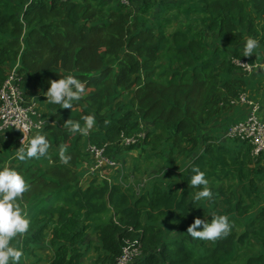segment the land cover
I'll use <instances>...</instances> for the list:
<instances>
[{
    "label": "trees",
    "instance_id": "trees-1",
    "mask_svg": "<svg viewBox=\"0 0 264 264\" xmlns=\"http://www.w3.org/2000/svg\"><path fill=\"white\" fill-rule=\"evenodd\" d=\"M140 1L131 10L108 0H0V85L17 60L27 99L38 90L47 92L49 81L69 75L85 84L72 109L49 103L51 116L38 130L49 141L47 156L11 167L30 185L23 196L31 205L25 248L52 224L50 236L58 246L50 264H81L91 227L103 245L99 260L108 264H115L128 246L140 250L130 264H264V208L250 216L264 153L253 157L250 145L227 135L235 122L224 135L201 133L203 125L222 116L245 92V83L225 78L236 64L226 55L215 61L201 33L180 24L168 33L172 21L153 10L159 1ZM174 5L177 18L202 5V21L228 46L241 44L246 34L264 41V0ZM155 17L158 21L150 23ZM233 57L245 58L239 53ZM90 114L96 125L88 140L104 147L109 158L115 160L121 148L147 145L156 150L164 145L171 165L175 155L190 158L181 177L166 189L155 185L142 193L119 176L112 182L94 174L82 185L77 166L90 152L83 151L85 136L72 134L64 123L71 118L83 125L81 117ZM16 132L2 143L0 170L21 146ZM124 137L137 141L125 145ZM62 144L71 156L67 165L59 161ZM193 166L206 174L211 200H194L203 186H189ZM48 196L56 203L42 204ZM206 206L211 207L210 217L231 216L227 238L194 243L187 232L170 236L201 219Z\"/></svg>",
    "mask_w": 264,
    "mask_h": 264
},
{
    "label": "crops",
    "instance_id": "crops-1",
    "mask_svg": "<svg viewBox=\"0 0 264 264\" xmlns=\"http://www.w3.org/2000/svg\"><path fill=\"white\" fill-rule=\"evenodd\" d=\"M112 4L118 5L116 0H108ZM159 4L155 6L154 11L157 12L159 15H166V17L170 18L173 25L180 24L185 30L192 29L195 32L201 33L205 38V43L209 46V50L211 49L210 56L215 61H220L223 59L224 55L228 59L231 58V60L234 62L236 59L235 56L236 53L241 54L243 56L244 46L246 43V40L249 38V36L246 34L244 36V39L241 44L231 47L228 46L222 38H220L218 35L214 34L208 29L207 23L203 22L201 19V15L199 14V11L203 8L202 5L197 6V11L194 10V12H187L184 13L182 11L180 14L183 15L184 19L180 21V19L177 18L179 16L178 14L175 15L173 12L174 9H176L175 3L177 4L178 1L175 0H158ZM193 0H190L191 3ZM141 1L138 0L136 3L133 2L130 5L128 9H135V5L137 6ZM188 3H182L184 7H187L189 5ZM157 17L150 20V23L157 22ZM250 62L256 63L258 65L264 64V41L259 42V47L256 49V52L252 57H245ZM225 78H238L244 81L245 83V93L251 98L255 99L256 101H259L262 110L264 112V70H258L255 68L253 71L248 72L238 66H236L233 70H227L225 73ZM46 92L44 90H38L36 94H34V97H31L29 100L33 102L36 106V114L35 119L39 118L42 120H48L51 116V111L49 109V103L47 102V97L45 95ZM249 105L247 103H243L240 101H235L232 103L231 107L226 110L222 116L215 119L213 122L203 125L201 133L208 134V135H224L226 132V128L229 124L233 122H237L239 120L244 119L249 112ZM144 126H147V130L150 129L152 126L148 122H143ZM40 131L35 130L32 132L29 141L31 138L34 137V135ZM17 132L14 129H9L6 132L0 134V153L2 150V143L8 142L10 137L14 136ZM19 143L20 137H19ZM28 144V143H27ZM25 144V146L27 145ZM89 140L88 137H84L82 139V146L83 151L85 153L89 152ZM141 147H135L133 149L124 150L121 148L115 157L117 159L115 167L116 171L112 173L103 172L99 175L100 177H107L110 181L114 182V180L117 181L118 176L119 179H124L128 186L134 188L137 192L142 193L143 191L151 190L153 186L158 185L162 188H167L169 184L175 179H178L181 177L182 171H184V167L187 165L190 160V158H186L184 156L175 155V162L174 164H170L167 159L166 152L160 156H155L150 153L144 155L143 152L140 151ZM139 150V155L137 158L133 159L131 156L136 155L135 151ZM157 152H160L159 149H157ZM91 155V153H90ZM32 159H26L25 161H19L15 158V155L7 157L5 159V164L7 167L12 166H18V165H27L29 164ZM132 161V162H131ZM262 161L261 163H263ZM52 162L49 161L45 163V165L51 164ZM93 163V161H92ZM180 163V164H179ZM131 165V167L129 166ZM153 164H156L157 166V173L151 174L152 172H156L154 169L155 167ZM180 165L181 169L177 170L176 167ZM90 166V165H89ZM89 166L87 161L85 159L81 160L77 166L78 169V177L80 180V183L82 185H87L91 179V176L94 174L89 173ZM110 169V168H109ZM158 169H162L161 172H158ZM111 170V169H110ZM136 171H139L136 173ZM110 172V171H109ZM174 172L177 173V175ZM123 174L124 176H121ZM141 174H147V175H141ZM117 175V178L114 179L113 177ZM149 175V176H148ZM157 182V183H156ZM254 203H255V196ZM40 201H43L42 204L52 205L55 204L57 199L53 197H43ZM20 203L21 207L26 211L27 217L30 216L31 212V205L28 204L25 200L18 201ZM210 207V206H209ZM207 208V206H206ZM211 208V207H210ZM264 206L257 207L253 211V213L250 215L251 217L255 215L257 212H259ZM228 216V215H227ZM230 220V215L228 216ZM52 224H49L47 229L44 231L43 237H40L39 240L36 242H29L27 245V248H25V237L26 234L22 237H17L15 240L12 241V243L19 249L23 251V256L21 257V260L19 261V264H50L55 256V251L57 249L58 244L51 239L50 236V227ZM188 225V224H187ZM103 245L99 241L97 237V233L95 232L92 227L88 230L86 239L82 244L83 254L81 256L80 262L81 264H108L101 260H99L100 255H103Z\"/></svg>",
    "mask_w": 264,
    "mask_h": 264
},
{
    "label": "clouds",
    "instance_id": "clouds-1",
    "mask_svg": "<svg viewBox=\"0 0 264 264\" xmlns=\"http://www.w3.org/2000/svg\"><path fill=\"white\" fill-rule=\"evenodd\" d=\"M259 47V42L249 37L246 40L243 56L252 57ZM241 63V62H240ZM242 64V63H241ZM252 67L250 64H242ZM258 70H264V64L255 65ZM50 87L45 93L47 102L60 105L63 109H72L73 101H79L85 93V84L79 79L69 75L59 80L49 81ZM83 125L79 121L69 118L64 123L66 128L72 134L79 133L82 136H88L96 125L94 115L82 116ZM46 124L42 120L35 125L37 129ZM108 124V121H105ZM29 124H24L17 128L22 133L30 129ZM50 148L49 141L46 137L37 132L29 143L25 146V137L21 140V146L15 151V158L19 161L26 159L40 158L47 156ZM71 156L67 154V145L59 146V161L67 165ZM194 175L191 176L189 186L202 190L196 192L195 201L211 200L213 192L208 187L206 174L198 166L192 167ZM30 190V185L25 181L23 176L16 170L5 166L0 170V264H19L23 251L17 248L12 241L17 237L25 235L30 227V220L27 213L21 207L18 201L23 199L24 193ZM232 224L227 215L213 213L211 221L195 218L194 222L187 228V233L194 239L205 241H217L227 238L231 232Z\"/></svg>",
    "mask_w": 264,
    "mask_h": 264
},
{
    "label": "built area",
    "instance_id": "built-area-1",
    "mask_svg": "<svg viewBox=\"0 0 264 264\" xmlns=\"http://www.w3.org/2000/svg\"><path fill=\"white\" fill-rule=\"evenodd\" d=\"M123 8L128 9L132 0H116ZM250 64L252 67L248 65ZM236 66L251 72L258 65L250 62L247 58H236L234 60ZM24 77L20 72V64L17 60L9 69V74L5 81L0 85V134L9 129H14L20 133V142L25 137V144L31 136L32 132L37 129L35 127L41 119H35L36 106L33 102L26 98L23 88ZM235 101L247 103L250 107L248 115L235 123H233L227 135L231 138H237L251 146L253 157H259L264 153V112L262 106L256 100L251 99L245 92L240 95ZM47 123V120H45ZM24 124H29L31 127L28 131L22 133L19 129ZM141 136H144L141 133ZM137 141L134 137H124L122 143L125 145L134 144ZM89 152L93 157V163L89 167L91 174H102L106 167H115L116 162L105 155L104 147L90 143ZM140 256L139 247H125L122 254L118 257L115 264H130L134 263L136 258Z\"/></svg>",
    "mask_w": 264,
    "mask_h": 264
},
{
    "label": "rangeland",
    "instance_id": "rangeland-1",
    "mask_svg": "<svg viewBox=\"0 0 264 264\" xmlns=\"http://www.w3.org/2000/svg\"><path fill=\"white\" fill-rule=\"evenodd\" d=\"M138 0H133V2H137ZM157 1V0H156ZM175 1H178V2H180L181 4L182 3H188L190 0H175ZM189 4H191L190 2H189ZM135 7H136V5H135ZM182 9V8H181ZM173 12L176 14V9H174L173 10ZM178 19H180V21H182L183 19H184V17H183V15H181L180 16V18H178ZM175 25H170V26H168V28H167V31H168V33L169 32H171L172 31V28L174 27ZM147 129V128H146ZM30 138V137H29ZM27 143H29V139H28V141L26 142V144ZM140 146V145H139ZM138 146V147H139ZM140 149V151L141 152H143V154L144 155H146V154H150V153H152L153 155H154V157L156 156H160V155H162V154H164V151L166 152V151H168V150H166V148H164V145L159 149L160 150V152H157V149L156 150H154V149H151L149 146H147V145H145L144 147H143V149L142 148H139ZM125 150H128V149H125ZM135 153H136V155H134V156H131V158L133 159V161H134V159L135 158H137V156L139 155V150H136L135 151ZM85 161H87V163H88V166L89 165H91L92 164V161H93V157H92V155H90V157L89 158H87V159H85ZM115 161H117V159L115 158ZM132 162V161H131ZM180 164V163H179ZM129 166L131 167V165L129 164ZM153 166L155 167L154 169L156 170V172H152V173H150V175L151 174H154V173H157V166H156V164H153ZM90 167V166H89ZM260 167H261V172L258 174V178H259V192H258V195H254L255 196V198H256V200H255V204H254V208H253V210H252V212H251V214L253 213V211L255 210V208H257V207H263L264 206V162L263 163H260ZM111 170H110V169ZM176 169L177 170H180L181 169V167H180V165H178V167H176ZM161 170L162 169H158V172H161ZM110 171V172H109ZM114 171H116L115 169H113V167H106V168H104L103 169V171H102V173L103 172H107V173H112V172H114ZM137 172H139V171H136V173ZM90 173V172H89ZM175 174H173L174 176L175 175H177V173L176 172H174ZM142 176L143 175H147V174H141ZM149 176V175H148ZM157 183V182H156ZM218 210L220 211V213H223L224 212V208L222 207V205L220 204L219 205V208H218ZM211 211V208L209 207V206H207V208L204 210V212L202 213V215H201V219H203V220H207V221H211V217L209 216V212ZM222 215H224V214H222ZM242 220H243V222L244 221H246V219H244V218H242ZM232 225H233V223L232 222H230ZM189 227V225H187V224H184L180 229H176V230H173L172 232H171V234H170V236L171 237H177V238H179V237H181V235L183 234V233H186L187 232V228ZM192 241L194 242V243H196V240L193 238L192 239Z\"/></svg>",
    "mask_w": 264,
    "mask_h": 264
}]
</instances>
